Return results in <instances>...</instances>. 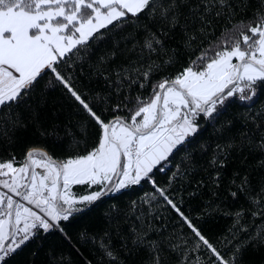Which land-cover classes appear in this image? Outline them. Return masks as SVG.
Returning <instances> with one entry per match:
<instances>
[{
  "label": "snow or ice",
  "instance_id": "6c2138e0",
  "mask_svg": "<svg viewBox=\"0 0 264 264\" xmlns=\"http://www.w3.org/2000/svg\"><path fill=\"white\" fill-rule=\"evenodd\" d=\"M257 2L259 6L251 17L235 20L237 13L231 0H199L196 6L191 0H0V120L7 118L13 129L21 126L19 118L11 119L13 106H19L34 92L41 79L51 76L99 129L97 143L83 155L57 159L43 148L32 146L23 160L14 155L7 160L0 158V177L4 178L0 179V187L11 193L0 191V264H6L7 258L41 233L63 232L62 222L89 210L105 196L142 182H152L154 189L144 203L151 205L161 200L194 234L195 251L202 247L209 250L208 261L197 264H237L249 243L264 242L262 223L254 235L236 244L231 254H225L184 214L168 189L153 180L154 170H163L174 151L197 134L201 118L215 120L229 98L250 101L264 85V0ZM240 4L246 9V0H240ZM184 7L190 8L202 24L210 25L205 20L207 15L217 19L221 15L229 17L216 45L203 51L173 78L163 77L153 84L150 97L125 95L121 103L111 109L105 107L104 111L130 113L105 120L78 92L71 76L62 71L63 66L71 67L74 57L82 58L81 54L91 47L90 41L103 38L102 29L112 31L142 16L159 19L174 28ZM200 31L203 33L206 27L202 26ZM163 35L166 33L146 31L141 56L145 51L150 57L165 52ZM186 37L187 45L196 40L195 35L186 33ZM209 52L213 53L211 57ZM172 61L173 57H169L165 64ZM161 67L150 60L118 72L117 92L122 90L123 81H129L128 87H147ZM130 71L135 74L131 79ZM52 84L50 78L47 86ZM97 100L108 104L107 97L98 95ZM7 132V127L0 126V134L7 136ZM260 147L264 148V137ZM218 151L223 153L225 149L218 146ZM211 163L223 166L216 159ZM74 185L87 186L88 190L83 194L73 192ZM237 189L254 205L252 217L264 218V188L253 195L245 176ZM237 194L231 192L233 198ZM243 215V211L235 213V224L240 231H247L240 223ZM133 232L135 246L148 244L153 253L157 252L156 242L147 241L146 231L133 228ZM81 236L87 239V233ZM99 246L110 264H119L118 256L106 242L101 241ZM172 247L176 250L180 245ZM153 259L154 264H160L158 255Z\"/></svg>",
  "mask_w": 264,
  "mask_h": 264
},
{
  "label": "trees",
  "instance_id": "16d2710c",
  "mask_svg": "<svg viewBox=\"0 0 264 264\" xmlns=\"http://www.w3.org/2000/svg\"><path fill=\"white\" fill-rule=\"evenodd\" d=\"M231 2L237 13L235 20L248 19L259 6L257 0H246V9L240 0ZM191 3L196 6L199 0H191ZM181 12L174 28L159 19L142 16L112 31L102 29L103 38L90 41L87 53H82V58L74 57L71 67L64 65L62 71L71 76L78 92L105 120H111L116 114L130 115L126 111H104V108L111 109L121 103L125 95L150 97L153 84L163 77L173 78L190 66L203 51L216 45L217 38L228 26L227 15L219 19L207 15L205 20L210 21L209 25L202 24L188 7ZM202 26L206 27L203 33ZM146 31L157 35L166 33L162 36L165 52L150 57L145 51L141 56ZM186 33L196 36L191 45L185 43ZM212 55L209 52V56ZM169 57H173L172 63L165 64ZM150 60L162 67L152 75L147 87L140 89L137 84L128 87L129 81H123L122 90L117 92L118 72L134 69ZM134 75L129 72L130 79ZM50 78L53 84L47 86ZM142 79L139 77L140 81ZM98 95L107 97L108 104L98 101ZM17 118L22 124L15 129L7 118L0 120V126L8 129L7 136L0 134V158L5 160L13 155L23 160L32 146L43 148L54 158L67 159L85 154L97 143L98 126L51 76L41 79L34 92L19 106H13L11 119ZM199 124L197 134L174 151L163 170H154L153 180L168 189L205 237L225 254H231L236 244L254 235L256 228L264 223V218L252 217L254 205L237 189L245 176L253 195L264 188V148L260 147L264 137V85L250 101L229 98L215 120L201 118ZM218 146L225 152H219ZM213 159L222 161L223 166L213 165ZM87 190V186L81 185L72 188L73 192L81 194ZM233 191L238 193L235 198L231 195ZM153 194L152 182H142L105 196L89 210L62 222L63 232L41 233L27 242L7 258L6 264H110L99 246L101 241L116 253L119 264H154V255L159 256L160 264L208 261L211 253L206 247L195 251L196 238L175 211L161 200L151 205L144 203ZM238 211L244 213L240 223L247 231H240V226L235 224ZM133 228L147 232V241L157 244L156 253L148 244L141 247L133 244ZM82 233H87V239L82 238ZM177 244L180 247L174 250L172 246ZM237 264H264V242L249 243Z\"/></svg>",
  "mask_w": 264,
  "mask_h": 264
},
{
  "label": "built area",
  "instance_id": "2783aa9c",
  "mask_svg": "<svg viewBox=\"0 0 264 264\" xmlns=\"http://www.w3.org/2000/svg\"><path fill=\"white\" fill-rule=\"evenodd\" d=\"M36 171H37V172H41L42 169H36ZM0 179H4V178H3V177H0ZM0 191L5 192L6 194L10 195L9 193H7V190L4 189V188H2V187H0ZM14 199L18 200L17 197H15ZM28 207H32V206H31V205H28Z\"/></svg>",
  "mask_w": 264,
  "mask_h": 264
},
{
  "label": "rangeland",
  "instance_id": "374dc122",
  "mask_svg": "<svg viewBox=\"0 0 264 264\" xmlns=\"http://www.w3.org/2000/svg\"><path fill=\"white\" fill-rule=\"evenodd\" d=\"M233 63H236V61L235 60H233ZM138 120L140 119V117H138L137 118ZM74 186H76V185H74ZM10 195H11V193H9ZM15 198V197H14ZM18 198V197H17ZM18 200H19V198H18ZM22 203H25V206H28L27 204H26V202H23V201H21Z\"/></svg>",
  "mask_w": 264,
  "mask_h": 264
}]
</instances>
